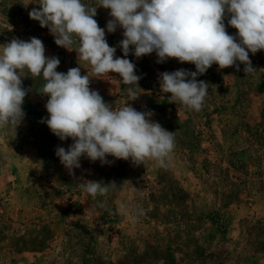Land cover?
I'll return each mask as SVG.
<instances>
[{"label":"rangeland","instance_id":"rangeland-1","mask_svg":"<svg viewBox=\"0 0 264 264\" xmlns=\"http://www.w3.org/2000/svg\"><path fill=\"white\" fill-rule=\"evenodd\" d=\"M35 3L0 0V45L36 37L46 56L59 59L57 72L80 66L82 76L91 75L75 51L57 46L48 29L29 18ZM83 3L96 6L97 0ZM108 13L97 7L101 28ZM121 39L122 29L106 31L115 56L123 58ZM249 58L252 73L245 74L243 64L240 71L213 64L197 77L209 87L196 112L170 103L158 83L159 73L195 71L193 64H158L155 53L137 59L130 52L142 94L129 103L153 111L151 119L174 132L166 169L151 160L136 166L109 156L113 162L101 165L82 157L69 175L55 150L72 141L59 140L41 123L48 118V97L38 93L43 81L24 78V119L16 128H0V264H264V51ZM89 86L113 108L123 106L127 86L118 74L92 78ZM82 180L117 187L92 197L78 187ZM121 202L128 215L110 214Z\"/></svg>","mask_w":264,"mask_h":264},{"label":"clouds","instance_id":"clouds-1","mask_svg":"<svg viewBox=\"0 0 264 264\" xmlns=\"http://www.w3.org/2000/svg\"><path fill=\"white\" fill-rule=\"evenodd\" d=\"M29 18L47 28L54 43L68 51H75L79 61L91 69L81 75V67L57 72L60 61L45 55L42 40L13 38L0 45V128L16 126L24 119V99L28 89L23 79H41V95L48 118L41 119L59 140L70 139L65 149L57 147L55 155L61 165L74 175L81 167V158L101 165L114 160L145 165L149 160L158 167L168 168L175 149L174 132L164 129L151 119V110L137 111L129 101L142 94L141 76L136 65L127 57L137 59L155 53L156 63L176 59L191 63L195 71L183 68L158 74L159 91L170 94V103H180L186 110L199 112L208 95V83L197 80L212 67H234L245 74L255 69L249 53L264 51V0H97L87 5L83 0H38ZM97 7L109 10L105 28L94 17ZM227 27L236 29L229 35ZM122 29L119 41L123 58L116 57V47L109 46L106 31ZM74 49V50H73ZM109 73L118 74L127 86L123 106L113 108L104 102L98 91L90 88L92 78L101 79ZM113 157L108 161L107 157ZM78 187L92 197L105 196L115 189V182L104 184L82 180ZM105 207L104 204L100 205ZM110 214L128 215V207L121 202Z\"/></svg>","mask_w":264,"mask_h":264}]
</instances>
